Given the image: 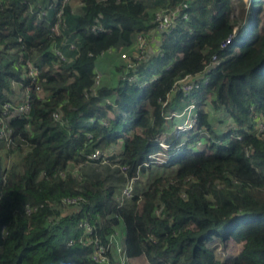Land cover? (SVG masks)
Here are the masks:
<instances>
[{"label":"trees","instance_id":"trees-1","mask_svg":"<svg viewBox=\"0 0 264 264\" xmlns=\"http://www.w3.org/2000/svg\"><path fill=\"white\" fill-rule=\"evenodd\" d=\"M177 7L174 27L160 33L156 16ZM249 7L221 50L236 23L232 0H80L78 11L71 0H0V264H126L140 255L150 264H264V131L254 132L264 117V0ZM150 34L159 43L134 58L137 36ZM114 53L110 86L100 61ZM214 54L209 82L190 96L205 134L214 133L213 110L232 126L209 135L208 154L171 153L175 172L149 183L138 210H124L104 177L81 168L97 163L88 159L97 149L111 155L119 131L139 128L122 141L120 168L134 178L157 134L177 122L166 126L164 114L190 100L177 83ZM20 104L28 109L13 114ZM214 236L242 249L220 262L207 245ZM94 241L106 261L93 259Z\"/></svg>","mask_w":264,"mask_h":264},{"label":"rangeland","instance_id":"rangeland-1","mask_svg":"<svg viewBox=\"0 0 264 264\" xmlns=\"http://www.w3.org/2000/svg\"><path fill=\"white\" fill-rule=\"evenodd\" d=\"M249 1L250 0H232V11H231L230 16L232 18H235L236 24L238 26L244 23L245 21L244 16L250 10ZM71 4L74 10L78 11L80 7V0H71ZM142 39H145L144 44L146 45H144V47L145 49L149 50L148 55H147L149 56L151 53V49H152L151 47H154L156 44H158L159 36L150 34L149 37L148 35L146 37L142 36ZM142 39H140L141 43H143ZM140 40L136 43V45L138 44L139 46L141 45ZM148 40L154 42V44H152V42L150 44ZM115 53H114V56L105 55L106 59L100 61L101 62L100 65L102 67H100L101 68L100 75L98 74L100 78L104 76V78L106 79L105 83H107L110 86H115L117 82V77H118L117 76L118 72H115L110 66V62L112 60L114 61L116 58ZM139 58L144 60L142 56H139ZM126 59H128L127 56H126ZM191 104L193 105L192 102ZM184 105H185L184 103L180 104L179 107L183 108ZM200 107H202L201 109L204 108V110H207V108L203 104H201ZM109 114H110L109 115L110 117H113L112 112H110ZM210 116L212 118L211 123L214 128L215 134H217L220 130L225 131L226 128L231 126V124L228 122L219 121L223 117V113L220 111L217 112V110H213ZM176 118L177 117H174L172 119L168 118V119H171V122L176 121L178 119L176 123H179L180 121H182L181 119L179 118L176 119ZM165 125L169 126V123H166ZM129 129H130L129 131H123V130L119 131L120 135H119V140L117 141V144L115 145L114 149H112V151L108 150V152L112 154L111 155L108 154V158L110 157V159H108L107 162L101 163L98 160H94V162H97V163L84 164L80 172L83 175L85 173L88 177H95V176L104 177L111 184V186H113L115 190L114 198L118 202V204L122 206L124 210L128 212H134L141 207V203H142L141 193L148 187L149 183L158 176H167V175L173 174L176 170L177 165L172 164V165L164 166L162 162L161 164L153 163L149 167H145L142 170L141 169L138 170L137 175L133 179L126 181V177L120 168V162L122 159V141L125 136L131 135L134 132H140L139 128H134V129L129 128ZM174 133H175V125L171 126L169 132H165L164 134L162 133L157 134V136L155 137V140L156 141L165 140V139L172 140L175 138ZM214 133L212 136L209 134L211 138L214 137ZM209 135L206 134L205 139L210 138ZM179 137L181 139L183 136L180 135ZM158 149L152 152L154 153L153 156H157ZM111 156H113V158H111ZM17 157H18V154L16 153V159H18ZM11 160L12 158L10 157L6 158L5 160L6 167L9 166ZM159 160L161 159H154L153 161L158 162ZM143 162H145V160ZM77 167H79V165ZM127 185H130L132 190H131V194L128 197H124L121 195V190ZM207 245H208V248L214 251L216 259L220 262L228 261L231 257H233L235 254H237L242 249V242H235L232 239L223 241L221 238H218V237H215L212 240L210 239ZM120 256L122 258L123 255L120 254ZM126 264H150V263L146 260V258L143 255H140V256L128 259Z\"/></svg>","mask_w":264,"mask_h":264},{"label":"built area","instance_id":"built-area-1","mask_svg":"<svg viewBox=\"0 0 264 264\" xmlns=\"http://www.w3.org/2000/svg\"><path fill=\"white\" fill-rule=\"evenodd\" d=\"M58 15H59V13H58ZM179 17H180V9L178 7L172 11L165 12V14H158L156 16L157 20L159 21V24L157 26L158 31L160 33H164L166 31L171 30L175 25V21ZM185 17H186V14L185 13L182 14V18H185ZM237 27H238V25L235 24L232 32L221 42V47H220L221 50L224 49L227 45H229L231 43V41L235 35ZM93 30H103V29H101L99 27H94ZM155 35H157V34H155ZM142 36L141 35L137 36L136 42H135V51L133 54L134 58H137L138 60H143V59L139 58V56H142V58H144V60H145L146 56L148 55V51H149L148 49H145V47H144V45H146V44H144L145 39H142ZM140 39H142L143 43H141ZM139 40L141 43L140 46H139V44L136 45V43ZM159 41H160V38H159ZM146 52H147V54H146ZM126 56L128 57V59H126ZM120 57L123 58L124 61H131L130 57L128 56L127 53H121ZM217 64H219V59H218V56L216 54H214L212 56L211 63L204 70H202L201 72H199L197 74L186 76V77L180 79V81L177 83L175 90H179L185 97L190 98V100H188L189 102L185 103L183 108H181V107L174 108V109L171 108L170 110H168L164 114V119L166 120L165 123H167V120L169 121L174 117H177V118L182 120L179 123H175V133H174L175 138L172 140H169V141L167 139L157 141L158 146H159V149L157 151V156H153L154 153L148 154L146 161L143 162L141 164V166L149 167L153 163L161 164V162L164 165L168 162V160L170 158V154L173 152L175 154L176 151L180 150L181 148H186L194 154H208L210 152L208 149L209 139L208 138L205 139L206 134H205L204 130L198 127L197 106H196L193 98L190 96V94L192 93L193 90L198 89L203 84H207L209 82L210 68L217 65ZM35 72H36L35 69L34 70L30 69L29 75L30 76L34 75ZM123 78H126L125 80L132 81V82H137L140 79V78L138 79L135 75L127 76L126 74H124ZM154 79H155V77L150 78L148 81H145L139 85L140 86H146L149 83H151L152 80H154ZM106 102H109V100H106ZM191 102L193 103V105L191 104ZM27 109H28L27 105L20 104L19 106L15 107L13 109L14 110L13 114H21L22 112H24ZM168 118H171V119H168ZM231 124H233V123H231ZM255 130H256V131H254L255 133L264 131V117H261V115H259L258 118L256 119ZM1 132L2 131H1V126H0V133ZM163 132L165 133L167 131H163ZM163 132H162V134H164ZM198 134H200L198 137L192 138L194 135H198ZM180 135L183 136L181 139L179 137ZM88 159L98 160L101 163H105L108 161V154L106 152H103V151H100L99 149H97L88 156ZM154 159H161V160L156 162V161H153ZM131 190H132L131 186L127 185L124 188H122L121 195L124 197H128L131 194ZM76 200L77 199L70 198L66 201L68 203H74ZM82 224L84 225V234L83 235H86L87 233H89L91 231L90 230L91 225L87 222L82 223ZM81 238H83L84 241H89V242L92 241V240H90V238L85 237V236H83ZM214 238H215V236L212 239H214ZM68 243H71V242H68ZM94 243H95V249H94L95 252L92 253L93 259L96 261H99V262L106 261V257L104 256V252L106 250L105 247H103L102 245H99L96 241H94Z\"/></svg>","mask_w":264,"mask_h":264},{"label":"clouds","instance_id":"clouds-1","mask_svg":"<svg viewBox=\"0 0 264 264\" xmlns=\"http://www.w3.org/2000/svg\"><path fill=\"white\" fill-rule=\"evenodd\" d=\"M235 24H236V23H235ZM235 33H236V32H235ZM234 36H235V35H234ZM233 38H234V37H233ZM232 40H233V39H232ZM231 42H232V41H231ZM227 46H228V45H227ZM227 46H226V47H227ZM124 117H126V115H124ZM177 120H178V119H177ZM174 125H175V124H174ZM158 148H159V146H158ZM151 153H152V152H151ZM149 154H150V153H149ZM147 157H148V156H147ZM169 160H170V158H169ZM169 160H168V161H169ZM145 161H146V160H145ZM142 163H143V162H142ZM167 163H168V162H167ZM167 163H166V164H164V166H168V164H167ZM143 167H144V166H143ZM144 168H145V167H144Z\"/></svg>","mask_w":264,"mask_h":264},{"label":"crops","instance_id":"crops-1","mask_svg":"<svg viewBox=\"0 0 264 264\" xmlns=\"http://www.w3.org/2000/svg\"><path fill=\"white\" fill-rule=\"evenodd\" d=\"M85 174V173H84ZM86 175V174H85ZM120 241V240H119Z\"/></svg>","mask_w":264,"mask_h":264}]
</instances>
